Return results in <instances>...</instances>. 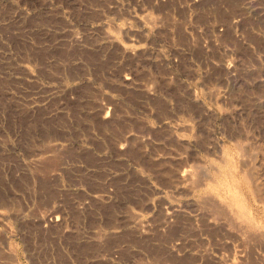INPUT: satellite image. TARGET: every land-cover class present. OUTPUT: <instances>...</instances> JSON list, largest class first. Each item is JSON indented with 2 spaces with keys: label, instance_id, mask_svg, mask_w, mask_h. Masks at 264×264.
<instances>
[{
  "label": "rangeland",
  "instance_id": "obj_1",
  "mask_svg": "<svg viewBox=\"0 0 264 264\" xmlns=\"http://www.w3.org/2000/svg\"><path fill=\"white\" fill-rule=\"evenodd\" d=\"M0 264H264V0H0Z\"/></svg>",
  "mask_w": 264,
  "mask_h": 264
},
{
  "label": "bare ground",
  "instance_id": "obj_2",
  "mask_svg": "<svg viewBox=\"0 0 264 264\" xmlns=\"http://www.w3.org/2000/svg\"><path fill=\"white\" fill-rule=\"evenodd\" d=\"M245 185H246V184H245ZM205 203H207V202H205ZM207 204H208V203H207ZM209 205H211V204H209ZM215 211H216V210H215ZM209 212H210V211H209ZM206 214H207V213H206ZM215 214H216V212H215ZM209 215H210V214H209ZM218 215H219V214H218ZM220 215H221V214H220ZM211 216H212V215H211ZM207 217H208V216H207ZM210 218H211V217H210ZM212 218H213V217H212ZM219 220H220V219H219ZM217 222H218V219H217ZM230 224H231V222H230ZM241 224H242V225H239V227H238L239 229H241V228H242V229H243V228H246V226L243 224V222H241ZM217 225H218V224H217ZM243 225H244V226H243ZM219 226H220V225H219ZM222 226L225 227L224 224H223ZM222 226H221V227H222ZM226 227H228V226L226 225ZM226 227H225V228H226ZM232 227H233V226H232ZM232 227L229 226V228H232ZM227 229H228V228H227ZM228 230H229V229H228ZM236 232H237V231H236Z\"/></svg>",
  "mask_w": 264,
  "mask_h": 264
}]
</instances>
